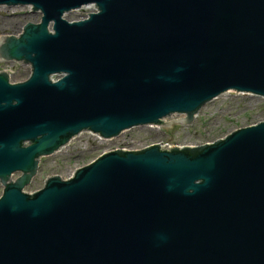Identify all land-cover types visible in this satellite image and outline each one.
<instances>
[{
    "label": "water",
    "instance_id": "95a60500",
    "mask_svg": "<svg viewBox=\"0 0 264 264\" xmlns=\"http://www.w3.org/2000/svg\"><path fill=\"white\" fill-rule=\"evenodd\" d=\"M1 5L41 16L0 35V60L31 73L10 82L0 70V264H264V120L194 148L170 138L229 90L264 97V0ZM171 114L187 117L162 121ZM161 121L155 143L171 150L107 151L22 190L38 158L81 131Z\"/></svg>",
    "mask_w": 264,
    "mask_h": 264
},
{
    "label": "rangeland",
    "instance_id": "374dc122",
    "mask_svg": "<svg viewBox=\"0 0 264 264\" xmlns=\"http://www.w3.org/2000/svg\"><path fill=\"white\" fill-rule=\"evenodd\" d=\"M29 8L30 6H0V35L17 37L27 22H38L41 13ZM93 10L95 6H85L67 12L64 17L76 20ZM0 70L6 71L12 82L25 80L30 75L29 63L19 64L11 59L0 60ZM183 116L185 115L173 114L164 120L171 121L172 118ZM263 119L264 98L248 93L228 92L202 105L189 123L174 128L170 138L177 148L200 146ZM164 137L165 131L158 126L132 127L106 140H99L83 132L54 153L40 157L35 176L24 187V191L32 193L40 189L46 178L52 175L67 178L76 168L89 163L103 152L137 149ZM18 175L19 173L13 174L12 178ZM1 192L0 183V194Z\"/></svg>",
    "mask_w": 264,
    "mask_h": 264
}]
</instances>
